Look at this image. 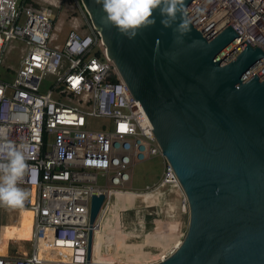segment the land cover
<instances>
[{
    "label": "built area",
    "instance_id": "2783aa9c",
    "mask_svg": "<svg viewBox=\"0 0 264 264\" xmlns=\"http://www.w3.org/2000/svg\"><path fill=\"white\" fill-rule=\"evenodd\" d=\"M63 2L0 0V139L26 145L34 169L20 185L30 192L24 208L0 207L31 214L30 251L17 258L0 256V264H87L90 229L92 259L94 249L100 257L107 222L114 252L116 237L138 238L149 221L162 223L160 215L168 216L163 223L172 234L174 217L188 216L178 180L97 34L88 22L82 29L75 21L58 42L63 23L53 24L52 9ZM224 8L228 13L204 35L227 19L216 33L231 26L241 43L264 54V0H201L189 21L200 30ZM13 48L19 50L16 70L4 65ZM257 69L264 77V63ZM44 79L50 80L45 90ZM93 120L100 121L98 128L91 126ZM153 157L163 160L159 179L132 190L133 167ZM93 196L103 201L91 227ZM175 244L153 263L175 251L180 245Z\"/></svg>",
    "mask_w": 264,
    "mask_h": 264
},
{
    "label": "water",
    "instance_id": "95a60500",
    "mask_svg": "<svg viewBox=\"0 0 264 264\" xmlns=\"http://www.w3.org/2000/svg\"><path fill=\"white\" fill-rule=\"evenodd\" d=\"M174 41L160 23L128 40L102 20L95 0H78L104 55L134 99L188 205L178 248L153 264H264V54L231 26L224 8ZM181 22L178 14L175 28ZM257 69V70H256ZM103 197L93 196L92 227ZM92 230L87 264L91 262Z\"/></svg>",
    "mask_w": 264,
    "mask_h": 264
},
{
    "label": "rangeland",
    "instance_id": "374dc122",
    "mask_svg": "<svg viewBox=\"0 0 264 264\" xmlns=\"http://www.w3.org/2000/svg\"><path fill=\"white\" fill-rule=\"evenodd\" d=\"M52 10L54 14L53 24L58 26L59 21L63 23L61 32L57 34L58 42L64 40L65 34L72 28L75 21L82 25V29L83 26H86L87 24L85 14L81 9L79 2L75 0H66L60 4L58 10ZM18 57V48H13L6 55L4 65L16 70L18 68ZM3 69L4 68L0 67V72L3 71ZM41 85L43 90L47 89L50 85V80L44 79L41 82ZM99 125L100 121L98 120H93L91 123L93 128H98ZM162 163V158L153 157L136 164L133 167L131 189L139 191L143 190L146 186L155 183L160 177ZM25 213L26 212L23 211L20 215L18 212H6L0 210V256L17 258L29 253L31 232L22 231L23 235L19 236H11L9 234V229H12L13 226L12 221H15V223L18 222L16 228L21 221L24 222L25 226L29 225L31 228L32 216L30 213ZM159 218H161V224H155L152 221H149L146 230L144 233L140 234V237L138 238L130 237L128 233L123 239L116 237V248L114 252H112V246L114 244V241L112 240L114 232L112 229V232H109L108 235L104 236L103 246L100 250L101 255L97 259L103 262L117 264H147L159 260L170 251L175 242L180 239L181 235H185L188 216L187 214L183 216L181 214L180 218L174 217L175 221L173 222L177 225V231L174 234L169 231V226L166 225L168 222H165V219H167L168 216L164 214L163 217L160 215ZM104 222L107 221L105 220ZM103 225L105 228L106 224ZM124 233H126V231ZM148 233L151 234L153 238H146ZM104 251H106V254L108 255H105ZM64 259L67 260L66 258Z\"/></svg>",
    "mask_w": 264,
    "mask_h": 264
},
{
    "label": "clouds",
    "instance_id": "9594fccd",
    "mask_svg": "<svg viewBox=\"0 0 264 264\" xmlns=\"http://www.w3.org/2000/svg\"><path fill=\"white\" fill-rule=\"evenodd\" d=\"M95 3L102 8V20L128 40H134L140 31L155 25L153 13L156 10L162 17V26L172 28L174 41L182 40L191 31L184 19L185 0H95ZM178 14L181 22L173 28ZM33 171L28 163L26 145L0 139V207L9 210L24 208L30 192L20 185Z\"/></svg>",
    "mask_w": 264,
    "mask_h": 264
},
{
    "label": "bare ground",
    "instance_id": "6f19581e",
    "mask_svg": "<svg viewBox=\"0 0 264 264\" xmlns=\"http://www.w3.org/2000/svg\"><path fill=\"white\" fill-rule=\"evenodd\" d=\"M22 212L20 211L19 214L21 215ZM24 212L28 213L27 211H24ZM12 223H13L12 229H9V231H10L9 234L11 236L12 235H14V236L23 235L22 231H24V232H31V228L29 227V225L28 226H25V224H24L23 221H21V223H19V226L17 228H16V224L18 222L15 223V221H12ZM179 244H180V241H177L176 244H175V247L178 246ZM94 254H95V249L93 250V258L91 259V262L90 263H92V264H114V263L100 261V260L97 259V255L96 254L94 255ZM100 255H101V252H100Z\"/></svg>",
    "mask_w": 264,
    "mask_h": 264
},
{
    "label": "trees",
    "instance_id": "16d2710c",
    "mask_svg": "<svg viewBox=\"0 0 264 264\" xmlns=\"http://www.w3.org/2000/svg\"><path fill=\"white\" fill-rule=\"evenodd\" d=\"M105 228H107V229L104 230V236L108 235L109 232H112V229L110 230L109 222L106 223ZM107 237H108V236H107Z\"/></svg>",
    "mask_w": 264,
    "mask_h": 264
}]
</instances>
